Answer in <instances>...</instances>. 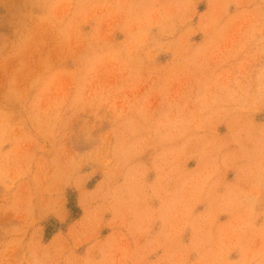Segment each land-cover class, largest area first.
<instances>
[{
    "label": "rangeland",
    "instance_id": "obj_1",
    "mask_svg": "<svg viewBox=\"0 0 264 264\" xmlns=\"http://www.w3.org/2000/svg\"><path fill=\"white\" fill-rule=\"evenodd\" d=\"M6 1L0 264H264V0Z\"/></svg>",
    "mask_w": 264,
    "mask_h": 264
},
{
    "label": "bare ground",
    "instance_id": "obj_2",
    "mask_svg": "<svg viewBox=\"0 0 264 264\" xmlns=\"http://www.w3.org/2000/svg\"><path fill=\"white\" fill-rule=\"evenodd\" d=\"M5 1H6V0H5ZM6 2H7V1H6ZM10 2H11V1H10ZM17 3H18V2H17ZM17 3H16V4H17ZM12 4H13V3H12ZM5 6H6V5H5ZM9 6H10V5H9ZM9 6H8V7H9ZM16 7H17V6H16ZM14 8H15V7H14ZM9 11H10V10H9ZM9 11H8V12H9ZM13 12H14V11H13ZM14 15H15V14H14Z\"/></svg>",
    "mask_w": 264,
    "mask_h": 264
}]
</instances>
